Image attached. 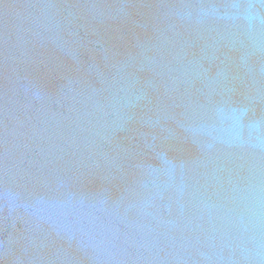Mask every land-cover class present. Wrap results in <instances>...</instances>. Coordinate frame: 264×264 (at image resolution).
Returning a JSON list of instances; mask_svg holds the SVG:
<instances>
[{
    "label": "water",
    "instance_id": "water-1",
    "mask_svg": "<svg viewBox=\"0 0 264 264\" xmlns=\"http://www.w3.org/2000/svg\"><path fill=\"white\" fill-rule=\"evenodd\" d=\"M0 264H264V0H0Z\"/></svg>",
    "mask_w": 264,
    "mask_h": 264
}]
</instances>
